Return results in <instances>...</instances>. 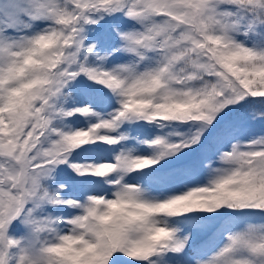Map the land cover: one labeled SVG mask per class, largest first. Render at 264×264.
<instances>
[{
    "label": "snow or ice",
    "instance_id": "6c2138e0",
    "mask_svg": "<svg viewBox=\"0 0 264 264\" xmlns=\"http://www.w3.org/2000/svg\"><path fill=\"white\" fill-rule=\"evenodd\" d=\"M0 264H264V0H0Z\"/></svg>",
    "mask_w": 264,
    "mask_h": 264
}]
</instances>
